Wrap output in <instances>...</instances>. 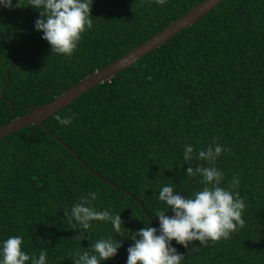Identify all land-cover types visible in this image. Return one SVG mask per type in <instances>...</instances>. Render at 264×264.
Instances as JSON below:
<instances>
[{
    "label": "trees",
    "instance_id": "16d2710c",
    "mask_svg": "<svg viewBox=\"0 0 264 264\" xmlns=\"http://www.w3.org/2000/svg\"><path fill=\"white\" fill-rule=\"evenodd\" d=\"M200 1L160 7L149 0H93L94 26L71 57L51 55L33 30L39 12L27 0L0 9V125L50 101ZM57 114L73 116L72 123L59 125ZM42 123L51 134L28 124L0 138V236H22L24 250L37 256L47 248L48 264H72L70 250L102 235L115 238L110 224L94 222L79 242L63 216L96 189L94 205L120 214L125 235L148 222L158 227L149 217L166 207L155 199L161 186L171 184L184 196L202 187L198 176L185 173V142L195 153L217 137L230 149L215 162L225 174L222 186L233 174L239 178L245 224L227 240L203 247L193 241L195 251L173 246L184 254L182 264H264V0H222ZM197 164L209 166L195 160L191 167ZM116 238L122 246L101 264H125L132 241Z\"/></svg>",
    "mask_w": 264,
    "mask_h": 264
},
{
    "label": "clouds",
    "instance_id": "9594fccd",
    "mask_svg": "<svg viewBox=\"0 0 264 264\" xmlns=\"http://www.w3.org/2000/svg\"><path fill=\"white\" fill-rule=\"evenodd\" d=\"M93 0H27L39 12L34 20L33 30L41 32V39L50 46V53L63 57H71L83 39V34L91 31L94 21L91 15ZM156 6L163 7L168 0H149ZM21 0H0V9L20 7ZM73 116H60L55 120L61 126L72 123ZM213 137L203 150L194 153L192 144L185 142L182 160L189 167L185 173L189 177L198 176L201 184L199 191L184 196L174 190L173 185L166 184L159 188L155 199L166 207L158 209L153 216L158 218V227L147 226L125 235L120 214L113 213L111 207L97 209L94 201L99 198V189L81 194L76 202L63 212L71 229H76L75 239L79 242L86 239L85 233L91 235L94 222L110 224L112 234L102 235L89 243L87 247L74 248L69 251L68 258L72 264H101L116 256L122 241L117 234L128 237L132 243L127 247L125 264H182L184 254L179 253L173 241L189 251L199 247L189 246L198 241L200 247L207 246L210 241L227 240L245 224L243 214L246 210L245 199L237 189L239 178L233 174L232 179L222 186L225 174L216 167V160L222 154L230 152L226 146L217 143ZM201 160L209 166L193 161ZM172 215H165V210ZM81 244V243H80ZM24 241L20 235L0 236V264H48L49 252L42 248L38 256L24 250Z\"/></svg>",
    "mask_w": 264,
    "mask_h": 264
},
{
    "label": "water",
    "instance_id": "95a60500",
    "mask_svg": "<svg viewBox=\"0 0 264 264\" xmlns=\"http://www.w3.org/2000/svg\"><path fill=\"white\" fill-rule=\"evenodd\" d=\"M222 0H201L199 3L191 7L187 12L171 21L165 27H163L158 32L154 33L138 45L132 47L130 50L116 58L115 60L107 63L99 69L94 70L90 74L83 77L74 85L65 89L58 96L54 97L50 101L46 102L41 106L29 107V111L18 115L12 118L9 122L0 125V138L12 131L18 130L25 125L28 124H38L48 133H50L43 125L42 120L47 118L49 115L69 104L79 95L89 90L93 86L102 83L109 78L113 77L120 70L128 67L136 60L140 59L144 55H146L151 50L157 48L161 44H163L166 40L173 37L177 32L181 29L191 25L195 20H197L200 16L208 12L215 5L220 3ZM5 83L2 87L1 93L6 84L7 80V70L5 72ZM51 134V133H50ZM65 147L69 149V151L81 162L79 157L66 145ZM82 163V162H81ZM82 165L91 173L100 177L95 171H93L86 164L82 163ZM102 178V177H100ZM103 179V178H102ZM108 182L110 185L116 187L115 184L103 179ZM146 216L147 213L145 212ZM149 217V216H148ZM155 224L158 223L157 218L149 217Z\"/></svg>",
    "mask_w": 264,
    "mask_h": 264
}]
</instances>
